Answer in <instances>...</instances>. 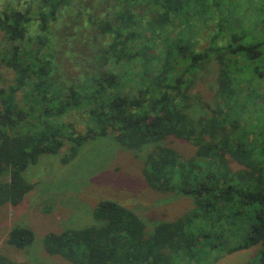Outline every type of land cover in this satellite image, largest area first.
I'll return each mask as SVG.
<instances>
[{
  "label": "trees",
  "instance_id": "trees-1",
  "mask_svg": "<svg viewBox=\"0 0 264 264\" xmlns=\"http://www.w3.org/2000/svg\"><path fill=\"white\" fill-rule=\"evenodd\" d=\"M66 1L39 0L41 32ZM116 1L110 17L94 19L105 45L93 49L90 72L70 85L54 77L52 56L26 47L31 8L0 10V31L12 42L0 61L14 72L13 84L0 86V207L18 205L32 189L22 173L41 155L58 153L67 141L72 158L85 142L111 134L127 149L154 144L144 163L146 183L191 197L194 206L147 232L135 212L102 199L92 211L94 224L47 233L46 253L73 264H214L259 245L248 264H264V92L254 83L264 81V4ZM211 19L216 29L203 32ZM46 39L37 35L40 46ZM212 63L214 101L208 116L195 119L190 88ZM20 90L38 107L36 131L20 127L30 113L16 101ZM71 112L86 116L83 132L65 119ZM170 136L191 142L195 153L185 158L159 144ZM33 240L23 225L8 232L17 248ZM0 264L27 263L0 256Z\"/></svg>",
  "mask_w": 264,
  "mask_h": 264
},
{
  "label": "rangeland",
  "instance_id": "rangeland-1",
  "mask_svg": "<svg viewBox=\"0 0 264 264\" xmlns=\"http://www.w3.org/2000/svg\"><path fill=\"white\" fill-rule=\"evenodd\" d=\"M249 1L254 4V0ZM255 1L257 4H264V0ZM117 2L66 1L59 7L55 18L49 21L46 32L40 31V20L37 16L39 0H0V10L6 7L21 10L31 8L32 20L27 26L26 47L39 48L40 57L52 56L57 63L54 77L70 85L73 81L80 82L90 72L91 53H95L93 49L105 45V39L95 29L94 19L110 17ZM79 8L83 12L78 11ZM86 9L94 17L89 16ZM237 10L244 12L242 7ZM210 21L203 32L216 29L215 19ZM37 35L47 38L42 46L38 44ZM205 44L206 42L201 41L199 46ZM11 46L12 42L6 40L0 31V59ZM124 70L125 66L119 65L118 71L123 73ZM198 76L200 77L190 88L191 102L195 103L191 114L195 119L209 115L207 104L214 101L217 66L212 63ZM13 82L14 72L0 61V86L7 87ZM254 83L257 90L264 92L263 80L256 79ZM16 101L21 107L30 109L26 122L24 125L21 122L20 127L28 126V131H36L38 107L32 97L20 90L16 94ZM31 108H34V113ZM65 119L74 122L78 131L85 130L86 116L71 112ZM159 144L174 148L185 158L193 155L196 149L188 140L173 136ZM71 145L72 143L66 141L58 153L41 155L35 164L29 165L22 176L33 185L32 189L18 205L6 203L0 207V256L8 262L73 264L59 255L46 253L43 238L49 232L94 224L92 211L102 199L115 200L135 212L143 221L147 232L161 221L177 219L194 206L191 197L179 196L174 192H159L146 183L143 175L144 163L154 144L144 145L136 150L127 149L109 134L85 142L78 148L77 154L70 158ZM8 179V174L1 177L3 181ZM15 225H23L33 231L34 240L30 245L17 248L7 242L8 232ZM258 248L259 245L228 254L214 264H248L255 258Z\"/></svg>",
  "mask_w": 264,
  "mask_h": 264
}]
</instances>
